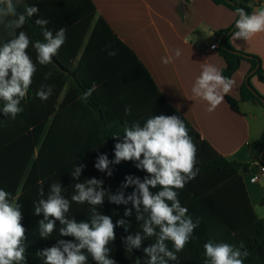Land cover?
Wrapping results in <instances>:
<instances>
[{
    "label": "trees",
    "instance_id": "16d2710c",
    "mask_svg": "<svg viewBox=\"0 0 264 264\" xmlns=\"http://www.w3.org/2000/svg\"><path fill=\"white\" fill-rule=\"evenodd\" d=\"M212 1L234 11L238 8L249 13L254 11L251 5L241 0ZM26 5H35L39 9L22 29L33 42L43 40L42 29L35 24L37 18L49 20L47 27L53 32L61 27L67 29L66 41L55 57L63 68L55 62L47 66L38 65L28 96L22 102L23 113L16 119L0 116V188L18 197L22 204V223L28 237L27 264H42L35 253L53 246L58 238L72 239L59 237V222L52 237L47 240L39 238L38 221L43 217L33 215V204L40 198L38 193L41 187L47 194L53 182H60L67 190L65 195L70 198L73 192L71 185L75 182L70 175L73 164L78 159H85L93 147L107 146L110 160L114 159L117 140L112 136L117 133L122 135L119 128L125 121L108 120L109 112L105 111L101 89L110 81L126 79L142 84L147 98L154 100L150 111L138 121L143 123L152 115H178L186 124L198 149L197 167L200 173L183 189L178 190V194L188 214L193 220L200 218L201 222L194 230V238L177 253L178 261L170 264H203V245L209 239L237 246L243 241L249 252L244 264H264V218L257 215L242 175L249 171L251 164L229 160L201 139L200 134L161 94L135 53L117 36L107 21L98 15L92 0H18V11L23 12ZM235 30L234 23L216 35H222L217 51L226 61L223 76L231 79L243 61L251 65L240 89V100L226 95L230 108L240 112V101L258 100L264 106V97L251 83L254 76L263 79L264 68L260 57L238 51L232 46L230 37ZM2 35L4 33L0 27ZM112 50L117 54L110 57L107 53ZM28 51L35 60V51L31 47ZM48 71L53 75L45 81L44 73ZM42 83L53 86V94L47 101H41L36 96ZM93 83L96 85L95 91L85 103L80 97ZM70 116L74 120L71 121ZM127 121L131 123L136 119ZM250 148L260 166H264V131L260 138L250 144ZM112 167L113 175L108 182L110 191L115 193L121 190L123 181L120 180V164ZM124 191L127 195L133 188ZM125 207L131 208L132 205H115L105 199L99 209L103 214L111 216L114 223L122 217L130 222L127 231L119 226L115 229L116 239L110 245L111 256L116 264H144L147 258L143 248L154 242L155 238L146 239L141 248L134 249L132 253L125 251L123 238L129 234L134 235L142 223L135 220L134 210L133 215L125 217ZM88 210L87 204L73 203L68 215L75 216L78 221L85 220ZM89 264H94L91 258Z\"/></svg>",
    "mask_w": 264,
    "mask_h": 264
},
{
    "label": "clouds",
    "instance_id": "9594fccd",
    "mask_svg": "<svg viewBox=\"0 0 264 264\" xmlns=\"http://www.w3.org/2000/svg\"><path fill=\"white\" fill-rule=\"evenodd\" d=\"M18 2V0H17ZM14 0H0V27L4 35L0 36V116L16 119L23 113L22 102L26 100L39 66L52 64L66 41L64 27L55 32L47 25L49 20L37 18L35 24L42 29L43 40L33 42L26 31L22 30L29 18L36 16L39 9L35 5H26L23 12L18 11ZM235 31L231 40L248 41L259 33H264V9L251 13L243 8L236 10ZM35 51V60L28 49ZM111 48V45L107 46ZM110 57L115 50L108 51ZM179 48L162 58L167 65L180 58ZM51 71L44 73V80L51 78ZM234 81L222 75L221 70L212 63H203L200 74L191 86L193 99L207 103V111L212 112L224 100V96L234 86ZM96 85L93 83L80 97L87 102ZM53 94V86L42 83L36 96L47 101ZM125 115H131V106L125 108ZM123 134L112 137L114 159L106 153L97 155L94 167L111 177L113 165L132 162L147 175L140 177L128 175L121 184V190L113 193L104 187L102 178H86L80 182V176L86 165H74L70 173L75 181L70 198L60 182L50 184L47 194L41 187L39 199L33 204V215L41 216L38 221L39 238L47 240L57 230L59 237H71V240L58 238L51 246L38 250L35 257L42 264H116L111 256L110 245L116 239L115 229L123 227L125 231L130 222L123 217L116 220L99 211L105 199L115 205L125 207L124 216L133 215L140 223V230L123 238L125 251L140 249L146 239L155 238L149 246L143 248L144 264H170L178 261L177 253L194 238V230L200 224V218H193L188 209L182 206L178 190L194 180L200 173L197 167V146L189 134L184 121L178 115H152L140 121H125ZM43 183V182H42ZM133 188L130 194L124 189ZM153 189H158L153 191ZM73 203L89 205L87 219L78 221L69 216ZM22 204L18 197L0 188V264H27L26 228L23 223ZM169 242L172 247L169 248ZM203 264H244L249 252L243 241L239 245L209 239L203 245ZM139 260V259H138Z\"/></svg>",
    "mask_w": 264,
    "mask_h": 264
},
{
    "label": "crops",
    "instance_id": "0c3cea01",
    "mask_svg": "<svg viewBox=\"0 0 264 264\" xmlns=\"http://www.w3.org/2000/svg\"><path fill=\"white\" fill-rule=\"evenodd\" d=\"M92 1L98 15L135 53L161 94L184 116L201 139L229 160L251 164L249 171L242 175L257 215L264 218V173L250 148V144L260 138L264 131V106L258 100L240 101V112H235L226 100V95L240 100V89L251 68L250 63H241L231 78L235 82L233 88L214 111L208 112L207 103L193 99L191 93L192 83L200 74L203 63L215 64L221 72L225 68V59L217 49L210 47L214 42L219 44L222 35L217 36V33L235 23L236 11L215 4L212 0ZM241 2L251 5L254 11L264 9V3L254 0ZM230 42L236 50L260 57L264 68V33L248 41L239 39L233 42L230 37ZM176 48L181 49V57L173 63L163 64L162 58ZM251 83L264 97V79L254 76ZM101 96L110 121L138 120L154 105V100L147 98L142 84L133 80L110 81L101 89ZM128 106H131L130 116L125 115ZM70 117L71 121L74 120L73 116ZM122 129L123 125L119 128L123 134ZM101 153H106L110 159L109 148L100 145L93 147L85 159H78L73 168L74 165H86L80 181L92 177L102 178L105 189L110 190L108 181H111V177L94 167L97 155ZM120 167L121 181L128 175L141 179L147 175L132 162H121ZM252 177L257 178L256 183L250 182Z\"/></svg>",
    "mask_w": 264,
    "mask_h": 264
},
{
    "label": "built area",
    "instance_id": "2783aa9c",
    "mask_svg": "<svg viewBox=\"0 0 264 264\" xmlns=\"http://www.w3.org/2000/svg\"><path fill=\"white\" fill-rule=\"evenodd\" d=\"M256 3H264V0H254ZM211 49H217L218 48V43L214 42L211 47ZM261 172L264 173V166H260ZM252 183H256L257 182V178L256 177H252L250 180Z\"/></svg>",
    "mask_w": 264,
    "mask_h": 264
},
{
    "label": "water",
    "instance_id": "95a60500",
    "mask_svg": "<svg viewBox=\"0 0 264 264\" xmlns=\"http://www.w3.org/2000/svg\"><path fill=\"white\" fill-rule=\"evenodd\" d=\"M53 61H54L57 65H59L60 68H63V66L60 65L59 62L55 59V57L53 58ZM263 79H264V77H263Z\"/></svg>",
    "mask_w": 264,
    "mask_h": 264
},
{
    "label": "rangeland",
    "instance_id": "374dc122",
    "mask_svg": "<svg viewBox=\"0 0 264 264\" xmlns=\"http://www.w3.org/2000/svg\"><path fill=\"white\" fill-rule=\"evenodd\" d=\"M259 108L258 109H261L260 106H258ZM262 107V106H261Z\"/></svg>",
    "mask_w": 264,
    "mask_h": 264
}]
</instances>
